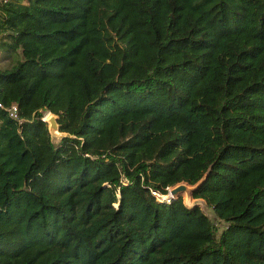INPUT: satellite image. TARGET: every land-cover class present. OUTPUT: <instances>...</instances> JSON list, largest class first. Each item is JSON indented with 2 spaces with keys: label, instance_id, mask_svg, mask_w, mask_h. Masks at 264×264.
Returning <instances> with one entry per match:
<instances>
[{
  "label": "trees",
  "instance_id": "1",
  "mask_svg": "<svg viewBox=\"0 0 264 264\" xmlns=\"http://www.w3.org/2000/svg\"><path fill=\"white\" fill-rule=\"evenodd\" d=\"M0 51V264H264V0H7Z\"/></svg>",
  "mask_w": 264,
  "mask_h": 264
},
{
  "label": "water",
  "instance_id": "2",
  "mask_svg": "<svg viewBox=\"0 0 264 264\" xmlns=\"http://www.w3.org/2000/svg\"><path fill=\"white\" fill-rule=\"evenodd\" d=\"M57 115L52 112H46L42 117V121L46 125V130L48 133L49 141L52 144L58 143L63 138H73V135H70L66 132L60 131L57 123ZM205 179V174L196 181L194 184H187L186 182H179L172 185L168 188L169 197H178L181 196L182 203L186 208H199L201 213L207 217V205L202 199L193 198L192 192L198 187V185ZM199 202H202L203 205L200 206ZM200 206V207H199ZM205 207V210L204 208Z\"/></svg>",
  "mask_w": 264,
  "mask_h": 264
},
{
  "label": "rangeland",
  "instance_id": "3",
  "mask_svg": "<svg viewBox=\"0 0 264 264\" xmlns=\"http://www.w3.org/2000/svg\"><path fill=\"white\" fill-rule=\"evenodd\" d=\"M9 64H10V62L7 60V59H5L4 58V53L2 52V51H0V69L1 68H5V67H8L9 66ZM200 204V206H202L203 205V203L202 202H199ZM199 206V207H200ZM204 208V210H205V207H203ZM207 217L211 220V221H213L212 220V213H211V211H210V209L207 207ZM214 223H215V221H213ZM216 224V223H215ZM222 224V223H221ZM220 224V225H221Z\"/></svg>",
  "mask_w": 264,
  "mask_h": 264
},
{
  "label": "built area",
  "instance_id": "4",
  "mask_svg": "<svg viewBox=\"0 0 264 264\" xmlns=\"http://www.w3.org/2000/svg\"><path fill=\"white\" fill-rule=\"evenodd\" d=\"M6 1H7V0H0V3H4V2H6ZM0 108H1V109H4L5 107H4L2 104H0ZM6 110L8 111L9 116H11V117H15V112H16L15 105H11V106L7 107ZM167 192H168V191H167ZM167 196H168V195H167Z\"/></svg>",
  "mask_w": 264,
  "mask_h": 264
}]
</instances>
